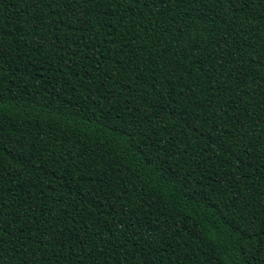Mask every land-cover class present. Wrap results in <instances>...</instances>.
Wrapping results in <instances>:
<instances>
[{"label": "trees", "instance_id": "trees-1", "mask_svg": "<svg viewBox=\"0 0 264 264\" xmlns=\"http://www.w3.org/2000/svg\"><path fill=\"white\" fill-rule=\"evenodd\" d=\"M262 121L264 0H0V264H261Z\"/></svg>", "mask_w": 264, "mask_h": 264}, {"label": "snow or ice", "instance_id": "snow-or-ice-1", "mask_svg": "<svg viewBox=\"0 0 264 264\" xmlns=\"http://www.w3.org/2000/svg\"><path fill=\"white\" fill-rule=\"evenodd\" d=\"M25 2L28 4L29 7H34L37 2L39 3H46L48 7H51L53 4H57L58 6H62L65 9L71 8L73 5L78 4L83 6L87 3H99V0H25ZM117 2H121V0H117ZM124 3H127L128 0H123ZM144 3H166L167 0H132V3L134 4H141ZM256 0H214V3L218 6H222L223 4L227 3L230 9H243L246 5L254 4ZM102 6V5H101ZM131 6V5H129ZM86 14V13H85ZM75 15L77 17L80 16V12L77 9ZM87 27V25H85ZM222 66V65H221ZM226 83V81H225ZM234 91L230 89V92ZM264 122V121H262ZM10 226V225H9ZM3 229H0V232H2ZM264 231V229H262ZM0 243H3L2 240H0ZM259 252L264 253V246L260 247L258 249ZM261 264H264V258L261 260Z\"/></svg>", "mask_w": 264, "mask_h": 264}]
</instances>
